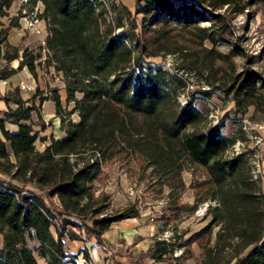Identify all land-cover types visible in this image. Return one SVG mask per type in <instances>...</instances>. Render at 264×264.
<instances>
[{"label": "trees", "instance_id": "obj_1", "mask_svg": "<svg viewBox=\"0 0 264 264\" xmlns=\"http://www.w3.org/2000/svg\"><path fill=\"white\" fill-rule=\"evenodd\" d=\"M16 1L0 0V81L24 68L37 77L42 67L40 52L9 41L20 27L19 17L10 18ZM39 3L47 23L45 67L65 85L64 101L55 88L40 102L55 103L63 137L39 149L48 138L34 129L37 105L27 106L19 90L5 98L17 109L0 111V264H78L67 242L103 245L114 224L139 218L134 206L109 213L110 197L94 188L105 163L133 155L170 189L169 208L178 215L217 203L211 221L184 242H154L151 260L161 263L176 250L193 257L197 245L199 264H264V193L247 154L227 157L236 139L224 134V123L208 127L192 98L185 106L178 102L187 80L152 65L178 55V70L202 76L231 98L237 113L254 108L264 116V76L252 57L241 70L235 62L245 56L232 22L250 13L254 0H137L135 14L125 10L130 30L123 16L108 23L100 0L30 1ZM134 15H142L140 27ZM70 104L72 111L65 107ZM74 113L78 122L70 118ZM7 122L18 131H7ZM185 166L205 173L189 206L179 204ZM83 255L91 261L87 247Z\"/></svg>", "mask_w": 264, "mask_h": 264}, {"label": "rangeland", "instance_id": "obj_2", "mask_svg": "<svg viewBox=\"0 0 264 264\" xmlns=\"http://www.w3.org/2000/svg\"><path fill=\"white\" fill-rule=\"evenodd\" d=\"M107 9V21L114 25L118 17L123 16L126 29L130 30L132 23L126 18L125 10L128 9L135 14L137 11V0H100ZM39 5L43 13L44 7ZM30 6L29 9H31ZM21 2L17 0L11 11L10 18L17 17L21 12ZM245 16H239L232 22L235 36L239 46L244 51L245 57L235 58V62L241 70L246 57L254 58L253 68L264 76V0H254L252 8ZM137 26L142 24V15H134ZM4 22H8L4 20ZM43 35L32 36L23 29L20 24L18 29H12L9 36L11 44H17L21 49L28 48L40 52L43 56L42 67L38 69L37 77L32 75L36 81V94L40 97L49 96L50 90L59 88L63 101L65 100V85L62 79L53 69L45 67L47 52L45 50V36L47 34V23H42ZM116 33L121 30L116 29ZM37 36V35H36ZM222 52L228 53V47H220ZM153 64L163 67L172 74H178L187 80L186 90L179 95L178 102L185 104L192 98L196 107L206 116L207 126L224 123V134L236 139V144L228 151L227 157L239 154H247L254 180L258 182L264 193V116L249 108L245 114L237 113L230 97L221 91L208 85L205 79L194 72L178 70L180 57L168 54L152 59ZM25 69V68H24ZM18 74L21 80L23 72ZM26 70V69H25ZM17 78V80H19ZM18 84V82H17ZM208 92L203 96L200 92ZM25 97H30V105L36 104L39 111L34 115V129L41 137L61 138L60 122L55 117V107L50 102H40V97L35 99V92H24ZM37 97V96H36ZM2 106V104H0ZM68 109V106L65 105ZM73 121H78L77 114H71ZM206 126V127H207ZM62 135V136H61ZM46 143L39 141L37 147L43 149ZM186 189L179 200L180 205L189 206L195 203L197 190L195 186L205 180L202 170L185 166L182 174ZM97 195L105 194L110 197L109 213H115L134 206L140 211V217L128 219L113 225L112 230L105 236V243L98 245L90 243L91 249H99L106 257L96 264H199L201 250L197 245L193 246V257L184 254V250H176L172 257L161 263H155L149 257V249L158 240L184 242L192 234L200 231L210 221L208 215L212 207L217 206L214 201L201 203L194 213L184 210L179 215L169 208L170 189L163 186L162 179L148 168L146 162L138 156H119L105 163L102 167V175L94 184ZM130 188L135 189V194H130ZM26 189L46 196L45 193L28 185ZM133 236L125 240L127 236ZM68 243L67 242V247ZM79 243V242H78ZM105 248V249H104ZM69 250V248H68ZM92 251V252H93ZM103 255V256H104ZM81 264L86 260L81 259ZM90 264L89 262H86Z\"/></svg>", "mask_w": 264, "mask_h": 264}, {"label": "crops", "instance_id": "obj_3", "mask_svg": "<svg viewBox=\"0 0 264 264\" xmlns=\"http://www.w3.org/2000/svg\"><path fill=\"white\" fill-rule=\"evenodd\" d=\"M32 36H35V37H39V36H36V35H33L31 34ZM17 45V44H15ZM18 46V45H17ZM20 64V61H15L11 64V66L13 68H18ZM26 69V68H25ZM24 69V72H23V79L24 80H21L19 76V74L17 73L15 76H13L11 79L9 80H6V81H0V104H2V106H0V111L1 112H5L7 111L8 109H12V110H16L17 109V105H15L13 102L6 104L5 102V98L7 97H12L13 93L16 91V90H19V95L21 96V98L25 101H29V103H26L27 106H30V97H25L24 94H23V91L24 92H35V99H38L40 96L36 94V81L32 78V75L27 72V69L25 70ZM17 78L19 80H17ZM18 82V84H17ZM22 86H26V87H29L31 88V90H26V89H22ZM37 96V97H36ZM46 102H50V101H45ZM52 102V101H51ZM54 107H55V117H56V106H55V103L52 102ZM74 108V104H70L68 105V110L69 111H72ZM74 114H77V113H74ZM73 114V115H74ZM78 116V114H77ZM59 119V118H58ZM78 121H79V117H78ZM78 121H75V122H78ZM59 122H60V119H59ZM5 128L7 131H10V132H17L19 127L15 124H12V123H9L7 122L5 124ZM0 136H1V133H0ZM62 136V135H61ZM58 138V137H57ZM50 144V141L46 142V145H49ZM133 238V236L129 235L127 237H125L124 239L127 240V239H131ZM107 240V239H106ZM88 248L89 250V255H90V258H91V261H89L90 264H96L102 260H104V258L106 257L104 254H102L100 252V250L97 248V249H94V251L91 249V245L88 244L87 246L83 243H78V242H72V243H68V248H69V252L70 254L76 256V261L78 264H81V259H84V255H83V251L85 250V248ZM93 251V252H92ZM104 255V256H103Z\"/></svg>", "mask_w": 264, "mask_h": 264}, {"label": "built area", "instance_id": "obj_4", "mask_svg": "<svg viewBox=\"0 0 264 264\" xmlns=\"http://www.w3.org/2000/svg\"><path fill=\"white\" fill-rule=\"evenodd\" d=\"M31 0H20L21 2V10L20 14L17 16L19 17V24L23 26V29L27 31L28 33H31L33 35L42 36L43 30H42V23L44 22V19L41 18L42 12L39 10V5H36L33 7L30 4ZM31 7V9H29ZM47 38V34L45 36V39ZM43 45L46 46V42H43ZM22 89L31 90V88L22 86ZM130 194L134 195L135 189L130 188ZM105 249V248H104ZM85 264H87L85 262Z\"/></svg>", "mask_w": 264, "mask_h": 264}]
</instances>
